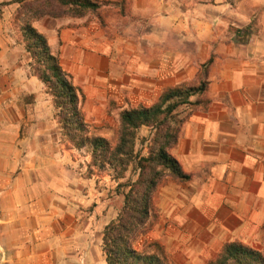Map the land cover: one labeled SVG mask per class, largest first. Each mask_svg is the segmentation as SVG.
I'll return each mask as SVG.
<instances>
[{
	"label": "crops",
	"instance_id": "obj_1",
	"mask_svg": "<svg viewBox=\"0 0 264 264\" xmlns=\"http://www.w3.org/2000/svg\"><path fill=\"white\" fill-rule=\"evenodd\" d=\"M17 6L0 0V264H107L103 229L116 207L75 170L52 98L30 72L15 30ZM122 6L133 22L116 30L108 49L94 51L111 56L108 87L129 92L131 103L150 106L166 89L198 84L212 59L206 91L190 98L172 151L190 178L160 186L157 221L146 236L171 264H206L227 242L250 244L264 225V0ZM56 21L33 22L51 49ZM247 27L250 36L237 42L233 31ZM85 38L68 30L60 41L78 55L83 77L101 85L106 74L79 61Z\"/></svg>",
	"mask_w": 264,
	"mask_h": 264
},
{
	"label": "trees",
	"instance_id": "obj_2",
	"mask_svg": "<svg viewBox=\"0 0 264 264\" xmlns=\"http://www.w3.org/2000/svg\"><path fill=\"white\" fill-rule=\"evenodd\" d=\"M11 3L18 5L13 24L29 55L30 72L43 83L52 98L55 119L70 149H88V171L95 168L102 172L109 168L114 179H121L133 164L137 172L135 180L117 185V191L124 189L122 205L117 217L104 227L102 236L107 264H171L163 246L146 236L157 221L154 198L160 186L167 180L185 182L190 178L172 154L188 117V113L181 116L179 109L192 105L190 98L206 91V72L212 59L202 65L203 79L198 84L166 89L150 106L122 109L113 144L97 135L86 121L83 93L61 66L46 36L33 26V22L43 18H82L97 13L103 2L11 0ZM233 33L235 40L240 42L243 39L240 37L250 36V27ZM142 127L151 131L143 155L134 152L136 132ZM262 230L264 234V225ZM206 264H264V243L258 248L239 241L227 242Z\"/></svg>",
	"mask_w": 264,
	"mask_h": 264
},
{
	"label": "rangeland",
	"instance_id": "obj_3",
	"mask_svg": "<svg viewBox=\"0 0 264 264\" xmlns=\"http://www.w3.org/2000/svg\"><path fill=\"white\" fill-rule=\"evenodd\" d=\"M100 1L103 2V5L97 13L87 14L82 18H58L56 21L58 25L52 29V35L54 37L52 38L54 42L52 49L54 53L58 54L62 66L66 70L73 73L72 77L75 85L82 89V91L88 87L93 89L91 92H86V90V93L84 91V93L82 92L84 96L83 111L85 119L92 127H94L97 135L105 137L111 143L115 144L117 138L119 112L126 108L148 105L142 102L131 103L129 92H116L114 89H110L108 87L110 80L109 62L111 56L109 54L106 56L101 55L98 52L96 53L94 50L102 44H106L108 49L110 44L115 39L111 37L116 30L123 28L128 21L129 23H132L133 20L131 17H127V11L124 6H122L125 4V0ZM118 4H121V6H118ZM46 25L49 27V24ZM15 30L17 31L16 28ZM68 30L73 36H86L85 48L82 55H80L79 61L80 63H86L85 65L96 71V74L98 72L106 74V76L98 75L105 76L103 84H97L96 77H83V73H80L79 70H77L78 55L71 52V50L68 52L62 46L60 41L61 34ZM75 39H77L76 43H78V38ZM82 40H84L83 38H81L80 41L84 42ZM63 49H65V51H63ZM100 78L101 77H99V80ZM149 103H151V100ZM179 111L182 112L181 116L187 114L186 107H181ZM150 133L151 131L147 127H142L136 132L134 139V152L141 153L142 155L146 153V144L150 137ZM72 150L73 153L71 154V160L74 161V167L79 177L83 180H90L92 183H95V189L102 192V196L107 200V202L109 199H112V204L115 205L118 214L120 210V202L123 200L121 192L124 189L120 188L119 191H117V185L125 184L136 179L137 172L134 169V165L131 164L128 167L123 178L114 179L112 177L113 171L109 168H106L105 171L102 172L97 171L95 168L88 171L90 156L87 148ZM263 243L264 234L262 230L261 233L257 234L248 245L262 248Z\"/></svg>",
	"mask_w": 264,
	"mask_h": 264
}]
</instances>
